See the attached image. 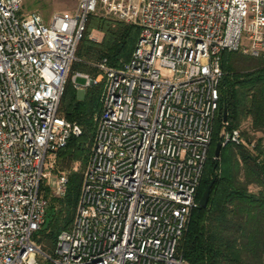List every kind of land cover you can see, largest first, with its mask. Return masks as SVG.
Instances as JSON below:
<instances>
[{
	"label": "built area",
	"instance_id": "obj_1",
	"mask_svg": "<svg viewBox=\"0 0 264 264\" xmlns=\"http://www.w3.org/2000/svg\"><path fill=\"white\" fill-rule=\"evenodd\" d=\"M99 10L141 33L121 68L105 60L96 78L73 77L105 89L77 214L51 257L36 240L43 187L67 193L54 158L83 128L60 103ZM225 51L264 57V0H78L49 22L24 0H0V264H191L180 242L200 205ZM241 142L234 129L221 144Z\"/></svg>",
	"mask_w": 264,
	"mask_h": 264
},
{
	"label": "trees",
	"instance_id": "obj_2",
	"mask_svg": "<svg viewBox=\"0 0 264 264\" xmlns=\"http://www.w3.org/2000/svg\"><path fill=\"white\" fill-rule=\"evenodd\" d=\"M95 29L103 33L99 42L90 37ZM140 33L137 24L92 14L78 45L60 115L81 125L83 133L71 137L67 147L58 153V168L68 173L67 193L55 196L44 185L49 207L45 223L36 235L38 244L51 257L59 234L74 223L82 191V170L90 157L102 110L104 83L88 86L80 99L73 77L82 72L96 78L102 73L98 65L105 60L110 67L121 68L130 61ZM222 68L220 105L197 200L200 202L211 182L213 187L208 205L193 210L180 250L191 264H264V60L225 51ZM245 120L262 136L253 141L255 136L241 129ZM223 126L239 129L243 142L222 146L220 156L216 157L213 148L220 141ZM77 161L82 166L79 171L73 170ZM253 186L259 189L255 191ZM42 264L54 262L43 259Z\"/></svg>",
	"mask_w": 264,
	"mask_h": 264
},
{
	"label": "rangeland",
	"instance_id": "obj_3",
	"mask_svg": "<svg viewBox=\"0 0 264 264\" xmlns=\"http://www.w3.org/2000/svg\"><path fill=\"white\" fill-rule=\"evenodd\" d=\"M77 5H78V0H24V10L27 11V12H31V11H37L39 13L42 14V16L44 17V19L49 22L51 20V18L53 17L54 14H56L57 12H74L77 8ZM95 15H98V16H103V17H110L112 19H115V20H120L118 18H116L115 16L113 15H110L108 12L104 11V10H99ZM122 21V20H121ZM90 37L96 41H101L102 38H103V33L101 31H98V30H92V32L90 33ZM238 53H241L242 55H244L245 57L247 58H253L254 60H260V61H263L264 60V57H252L248 54H245L243 52H238ZM77 74V73H76ZM75 74V75H76ZM91 76V75H90ZM92 77V76H91ZM78 82L80 84H82L81 86H78L76 87L77 90H78V97L80 99L84 98L85 94H86V89L88 88V86H85V83H86V79L84 78H78ZM101 82L104 83V80H102ZM93 85V83L91 84ZM90 85V86H91ZM104 89H105V84L103 85V90H102V94H101V102H102V95H103V92H104ZM241 129L243 130H246L248 131L250 134L254 135V139L253 141H255L257 138L261 137L262 134L261 133H255L252 128H251V124H250V121L249 120H245L242 125H241ZM239 130V129H238ZM230 132L232 130L228 129L226 126H223L221 132H220V141L219 143H222V138H223V134L225 132ZM218 144V143H217ZM217 144L216 146L213 148L214 149V153H215V150H216V147H217ZM229 144H232V143H228L226 145H229ZM225 145V146H226ZM224 146V145H223ZM252 147V146H251ZM92 149V148H91ZM91 153H92V150L90 152V157H91ZM57 156L58 154L55 156L54 160V169L53 170V173L61 171L59 168H58V163H57ZM90 157L88 159V162H87V165L86 167L82 170L83 172V178H84V173L86 171V168L88 166V163H89V160H90ZM82 169V166H81V162L77 161L74 163L73 165V170H81ZM68 174V173H67ZM54 177V176H53ZM50 181H46L45 182V185L46 186H49L50 187V190H51V193H53V195L55 196H58L53 190H52V187L50 186ZM253 190L257 191L259 189V187L257 186H253L252 187ZM192 216H193V212L191 214V218H190V221H189V224L191 222V219H192ZM189 227V226H188Z\"/></svg>",
	"mask_w": 264,
	"mask_h": 264
},
{
	"label": "water",
	"instance_id": "obj_4",
	"mask_svg": "<svg viewBox=\"0 0 264 264\" xmlns=\"http://www.w3.org/2000/svg\"><path fill=\"white\" fill-rule=\"evenodd\" d=\"M225 120H227V116H226V111H225ZM221 149H222V144L218 143L216 150H215V156L219 157L221 154ZM213 187V182H211L208 187L206 188V190L204 191L202 198L199 202L200 206L206 207L209 203V199H210V195H211V190Z\"/></svg>",
	"mask_w": 264,
	"mask_h": 264
},
{
	"label": "crops",
	"instance_id": "obj_5",
	"mask_svg": "<svg viewBox=\"0 0 264 264\" xmlns=\"http://www.w3.org/2000/svg\"><path fill=\"white\" fill-rule=\"evenodd\" d=\"M85 79V78H84Z\"/></svg>",
	"mask_w": 264,
	"mask_h": 264
}]
</instances>
